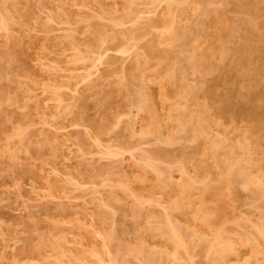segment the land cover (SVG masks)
<instances>
[{
  "label": "rangeland",
  "instance_id": "374dc122",
  "mask_svg": "<svg viewBox=\"0 0 264 264\" xmlns=\"http://www.w3.org/2000/svg\"><path fill=\"white\" fill-rule=\"evenodd\" d=\"M0 264H264V0H0Z\"/></svg>",
  "mask_w": 264,
  "mask_h": 264
},
{
  "label": "bare ground",
  "instance_id": "6f19581e",
  "mask_svg": "<svg viewBox=\"0 0 264 264\" xmlns=\"http://www.w3.org/2000/svg\"><path fill=\"white\" fill-rule=\"evenodd\" d=\"M249 111H250V110H249ZM255 111H258V110H256V109L252 110V112H253L252 115H255V116H256V114H254ZM259 111H260V110H259ZM252 112H250V113H252ZM247 113H248V112H246L245 114H247ZM257 113H258V112H257ZM247 115H250V114H247ZM252 115H251V116H252ZM259 115H261L260 112H259ZM259 115H258V116H259ZM252 117H253V116H252ZM252 117H251V118H252ZM257 119H258V118H257ZM172 229H173V228H172ZM172 229H171V230H172ZM176 229H177V228H176ZM179 231H180V230H179ZM173 232L176 233V231H175L174 229H173V231L171 232V234H172ZM178 233H179V232H178ZM178 233H177V234H178ZM174 235H175V234H174ZM174 235H173V237H175ZM178 235H180V233H179ZM176 236H177V235H176ZM175 238H176V237H175ZM176 240H177V239H176ZM224 248H225V247H224ZM221 251H222V250H221ZM221 251H220V252H221ZM220 252H219V253H220ZM223 254H224V253H223ZM223 254H222V255H223Z\"/></svg>",
  "mask_w": 264,
  "mask_h": 264
}]
</instances>
